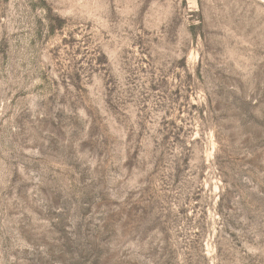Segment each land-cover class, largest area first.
I'll list each match as a JSON object with an SVG mask.
<instances>
[{
  "label": "rangeland",
  "instance_id": "374dc122",
  "mask_svg": "<svg viewBox=\"0 0 264 264\" xmlns=\"http://www.w3.org/2000/svg\"><path fill=\"white\" fill-rule=\"evenodd\" d=\"M0 264H264V0H0Z\"/></svg>",
  "mask_w": 264,
  "mask_h": 264
}]
</instances>
